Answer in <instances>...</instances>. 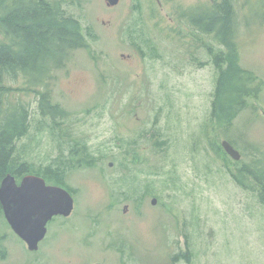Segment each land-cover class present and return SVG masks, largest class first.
Instances as JSON below:
<instances>
[{"label": "rangeland", "instance_id": "rangeland-1", "mask_svg": "<svg viewBox=\"0 0 264 264\" xmlns=\"http://www.w3.org/2000/svg\"><path fill=\"white\" fill-rule=\"evenodd\" d=\"M54 1L88 47L32 90L22 73L7 77L5 108L19 101L29 112L10 166L65 188L74 207L47 223L33 251L2 209L0 264H264L259 13L245 25L250 5L235 3L239 63L257 88L220 123L214 60L226 49L194 23L212 0Z\"/></svg>", "mask_w": 264, "mask_h": 264}, {"label": "trees", "instance_id": "trees-1", "mask_svg": "<svg viewBox=\"0 0 264 264\" xmlns=\"http://www.w3.org/2000/svg\"><path fill=\"white\" fill-rule=\"evenodd\" d=\"M236 2L238 7L250 5L245 25L251 24V12L259 13L258 23L264 24V0H212L211 8L194 19L195 24H204L207 32H215L226 49L224 54L217 53L214 60L218 76L211 115L220 123L230 122L243 110L246 99L252 97L257 88L255 75L239 63ZM0 26L4 38L10 41L0 43L1 184L7 173H12L16 179L29 174L24 163L15 170L10 166L15 141L28 129L29 112L19 101L15 109L5 108L9 105L5 93L7 77L22 73L27 78L28 90H32L43 83L52 68L63 64L70 51L86 48L88 43L79 21L64 15L60 4L54 0H0Z\"/></svg>", "mask_w": 264, "mask_h": 264}, {"label": "water", "instance_id": "water-1", "mask_svg": "<svg viewBox=\"0 0 264 264\" xmlns=\"http://www.w3.org/2000/svg\"><path fill=\"white\" fill-rule=\"evenodd\" d=\"M106 2L110 6L119 0ZM222 145L232 157L239 158V152L229 142ZM0 203L7 222L32 251L38 249L52 217L69 216L74 207L73 197L65 188L49 185L43 177L34 174H26L18 181L12 173H7L0 184Z\"/></svg>", "mask_w": 264, "mask_h": 264}, {"label": "flooded vegetation", "instance_id": "flooded-vegetation-1", "mask_svg": "<svg viewBox=\"0 0 264 264\" xmlns=\"http://www.w3.org/2000/svg\"><path fill=\"white\" fill-rule=\"evenodd\" d=\"M58 216H61V215H57V216L52 217V219H51L50 221H52L55 217H58ZM50 221H49V222H50ZM49 222H48V223H49Z\"/></svg>", "mask_w": 264, "mask_h": 264}]
</instances>
